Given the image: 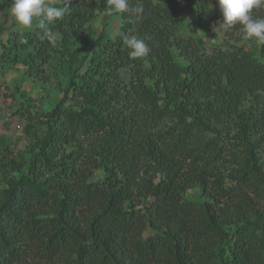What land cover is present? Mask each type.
Here are the masks:
<instances>
[{"label":"trees","instance_id":"trees-1","mask_svg":"<svg viewBox=\"0 0 264 264\" xmlns=\"http://www.w3.org/2000/svg\"><path fill=\"white\" fill-rule=\"evenodd\" d=\"M191 5L222 34L210 53L177 31ZM58 7L0 55L41 84L54 58L76 67L53 108L28 114L23 157L0 153V264H264V41L225 27L217 0ZM103 11L120 17L113 40L91 37ZM126 35L150 53L130 58Z\"/></svg>","mask_w":264,"mask_h":264},{"label":"rangeland","instance_id":"rangeland-1","mask_svg":"<svg viewBox=\"0 0 264 264\" xmlns=\"http://www.w3.org/2000/svg\"><path fill=\"white\" fill-rule=\"evenodd\" d=\"M14 0H0V55L6 44L7 36L11 31L27 29L19 25L11 13V6ZM51 6L58 7L61 0H46ZM187 16L178 24V33L182 35L192 34L202 40L206 52L210 53L214 47L222 43V34L219 28L213 31L204 30L195 17L194 6L191 5ZM39 20L34 18L31 27L38 24ZM28 27V28H31ZM120 27V17L109 11H103L95 18L91 24V37H96L103 29L106 31L108 39L113 40L118 34ZM251 44L258 49V43L254 40ZM246 43V42H245ZM175 60L183 64L178 53L173 51ZM75 66L68 68L67 65L60 64L59 60L52 59L48 66L51 76L50 82L41 84L32 80L24 74L21 65L13 67L0 63V153L5 149L11 152L12 158L20 159L29 141L24 133L27 124L28 114H41L53 108L62 96L63 90L69 84ZM121 79L128 80V72L120 71ZM35 124V123H34ZM32 125L34 126L36 125ZM102 173L97 171L94 178H100ZM199 195L197 189L187 192L186 197L193 199Z\"/></svg>","mask_w":264,"mask_h":264},{"label":"clouds","instance_id":"clouds-1","mask_svg":"<svg viewBox=\"0 0 264 264\" xmlns=\"http://www.w3.org/2000/svg\"><path fill=\"white\" fill-rule=\"evenodd\" d=\"M107 2L113 12L124 13L129 10V0H107ZM217 4L225 27L240 24L246 38L254 37L264 41V18H254L252 15L254 8L264 6V0H217ZM133 11L139 16L143 8L137 7ZM11 13L16 22L25 28L31 27L33 19L36 18L39 20V27L45 29L48 23L65 15V8L51 6L46 0H14ZM124 41L132 59L143 58L150 53L149 46L142 38L126 35Z\"/></svg>","mask_w":264,"mask_h":264}]
</instances>
